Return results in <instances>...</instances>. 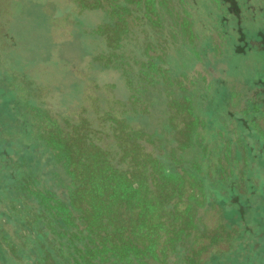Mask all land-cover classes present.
Listing matches in <instances>:
<instances>
[{
  "label": "rangeland",
  "instance_id": "374dc122",
  "mask_svg": "<svg viewBox=\"0 0 264 264\" xmlns=\"http://www.w3.org/2000/svg\"><path fill=\"white\" fill-rule=\"evenodd\" d=\"M0 264H264V0H0Z\"/></svg>",
  "mask_w": 264,
  "mask_h": 264
}]
</instances>
